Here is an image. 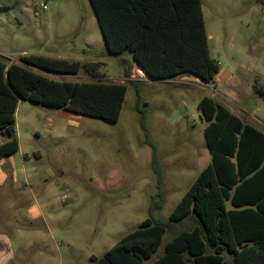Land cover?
Here are the masks:
<instances>
[{
	"label": "rangeland",
	"instance_id": "obj_1",
	"mask_svg": "<svg viewBox=\"0 0 264 264\" xmlns=\"http://www.w3.org/2000/svg\"><path fill=\"white\" fill-rule=\"evenodd\" d=\"M200 1L210 56L219 65L214 81L181 74L137 86L125 80L120 62H132L131 53L108 54L90 0H0V61L36 55L98 63L96 76L44 74L60 82L127 86L117 122L82 116L70 123L59 109L21 102L22 151L39 153L33 160L42 186L0 187V264H91L135 230L150 217L158 192L148 140L163 170V205L153 216L168 220L211 162L207 122L197 109L203 98L264 132V0ZM33 207L43 216L32 219ZM194 225L188 220L166 229L143 264H153L167 242Z\"/></svg>",
	"mask_w": 264,
	"mask_h": 264
},
{
	"label": "trees",
	"instance_id": "obj_2",
	"mask_svg": "<svg viewBox=\"0 0 264 264\" xmlns=\"http://www.w3.org/2000/svg\"><path fill=\"white\" fill-rule=\"evenodd\" d=\"M90 2L108 54L132 55V62L120 59L126 81L140 85L132 79L135 66L151 80L191 74L205 84L214 81L219 65L210 56L200 0ZM98 66L36 55L21 56L19 63L0 61V133L9 135L0 145V160L18 152L15 113L20 101L117 122L126 84L60 82L44 74L75 75L83 70L96 76ZM197 109L207 122L209 165L168 220L157 219L153 215L163 205V170L157 148L148 140L158 188L150 217L102 257L93 256L91 264H143L160 247L166 229L188 220L195 225L167 242L153 264H264V132L211 98H203Z\"/></svg>",
	"mask_w": 264,
	"mask_h": 264
},
{
	"label": "crops",
	"instance_id": "obj_3",
	"mask_svg": "<svg viewBox=\"0 0 264 264\" xmlns=\"http://www.w3.org/2000/svg\"><path fill=\"white\" fill-rule=\"evenodd\" d=\"M126 80V79H125ZM22 101L18 103V107L15 113V133L19 142V149L13 155H10L2 160H0V187L10 186L11 190H15L20 187V185L32 188H40L42 186V178L39 175L38 171L35 168V161L33 160V156L40 157L38 152H32V154H26L22 151V145L19 137V129H18V112L20 109V104ZM229 109V108H228ZM60 117H64L70 121V123L80 122L82 120V116L78 114H74L68 112L63 109H59ZM49 121L54 120L53 116L47 117ZM40 117L38 116L37 120L40 121ZM36 133V130H33ZM2 137L0 139V145L7 142L9 140V135L1 133ZM28 165H32L31 168H28ZM32 214V219L37 218L39 216H43L42 212L38 207H33L29 210Z\"/></svg>",
	"mask_w": 264,
	"mask_h": 264
},
{
	"label": "built area",
	"instance_id": "obj_4",
	"mask_svg": "<svg viewBox=\"0 0 264 264\" xmlns=\"http://www.w3.org/2000/svg\"><path fill=\"white\" fill-rule=\"evenodd\" d=\"M132 79L135 81H143V80L148 81V82L151 81L148 78L146 72L138 66H135V69H134L133 75H132Z\"/></svg>",
	"mask_w": 264,
	"mask_h": 264
},
{
	"label": "water",
	"instance_id": "obj_5",
	"mask_svg": "<svg viewBox=\"0 0 264 264\" xmlns=\"http://www.w3.org/2000/svg\"><path fill=\"white\" fill-rule=\"evenodd\" d=\"M149 78V77H148ZM150 79V78H149ZM151 80V79H150ZM152 81V80H151Z\"/></svg>",
	"mask_w": 264,
	"mask_h": 264
}]
</instances>
